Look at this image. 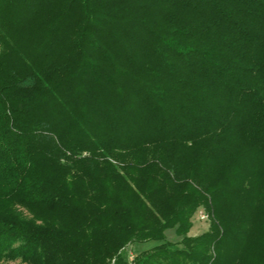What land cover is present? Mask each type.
I'll list each match as a JSON object with an SVG mask.
<instances>
[{
  "label": "trees",
  "instance_id": "16d2710c",
  "mask_svg": "<svg viewBox=\"0 0 264 264\" xmlns=\"http://www.w3.org/2000/svg\"><path fill=\"white\" fill-rule=\"evenodd\" d=\"M16 261L264 264V0H0Z\"/></svg>",
  "mask_w": 264,
  "mask_h": 264
},
{
  "label": "rangeland",
  "instance_id": "374dc122",
  "mask_svg": "<svg viewBox=\"0 0 264 264\" xmlns=\"http://www.w3.org/2000/svg\"><path fill=\"white\" fill-rule=\"evenodd\" d=\"M27 214V213H26ZM193 221V228L189 233V236L197 237L202 235L203 233L207 232L210 228V219L208 217L207 212L203 208L199 209L198 212L195 214V216L192 219ZM167 240L169 242H172L174 244H178L181 240V237H178L175 233V230H169L166 232ZM159 242H150L143 245H134L129 246L126 249V253L128 256H134L136 254H139L140 252L149 250L155 246L160 245ZM8 264H20V261L16 262H9Z\"/></svg>",
  "mask_w": 264,
  "mask_h": 264
}]
</instances>
